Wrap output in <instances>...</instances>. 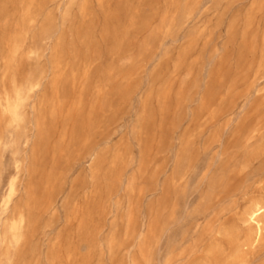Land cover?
Segmentation results:
<instances>
[{
	"label": "rangeland",
	"instance_id": "1",
	"mask_svg": "<svg viewBox=\"0 0 264 264\" xmlns=\"http://www.w3.org/2000/svg\"><path fill=\"white\" fill-rule=\"evenodd\" d=\"M255 203L264 0H0V264H264Z\"/></svg>",
	"mask_w": 264,
	"mask_h": 264
},
{
	"label": "bare ground",
	"instance_id": "2",
	"mask_svg": "<svg viewBox=\"0 0 264 264\" xmlns=\"http://www.w3.org/2000/svg\"><path fill=\"white\" fill-rule=\"evenodd\" d=\"M38 86H40L39 82L31 83L30 89L38 88ZM23 99L24 98L22 91L17 90L15 93V97L7 102V110L11 112L14 116H17L18 108ZM254 137L255 136L252 135L249 137V139H253ZM247 216L249 223L256 231V236L259 237L264 230V207L259 203H255L253 208L248 212ZM23 224L24 220L21 219L17 226L20 233L23 231Z\"/></svg>",
	"mask_w": 264,
	"mask_h": 264
}]
</instances>
